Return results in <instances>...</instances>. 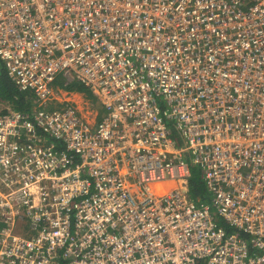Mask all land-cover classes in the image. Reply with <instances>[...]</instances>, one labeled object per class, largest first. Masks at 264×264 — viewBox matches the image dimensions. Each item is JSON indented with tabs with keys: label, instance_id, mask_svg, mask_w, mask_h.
Returning <instances> with one entry per match:
<instances>
[{
	"label": "built area",
	"instance_id": "obj_1",
	"mask_svg": "<svg viewBox=\"0 0 264 264\" xmlns=\"http://www.w3.org/2000/svg\"><path fill=\"white\" fill-rule=\"evenodd\" d=\"M0 59V264H264V0H0Z\"/></svg>",
	"mask_w": 264,
	"mask_h": 264
},
{
	"label": "trees",
	"instance_id": "obj_2",
	"mask_svg": "<svg viewBox=\"0 0 264 264\" xmlns=\"http://www.w3.org/2000/svg\"><path fill=\"white\" fill-rule=\"evenodd\" d=\"M56 83L62 85L61 80H58ZM65 88L67 90H86L83 85L75 82ZM0 97L9 101L17 110L27 111L31 107V103L28 100V93L19 90L7 75L6 70L2 67L0 68ZM191 187L195 198H199L203 202H210L205 196L208 193L205 190L204 181L197 182L192 180Z\"/></svg>",
	"mask_w": 264,
	"mask_h": 264
},
{
	"label": "rangeland",
	"instance_id": "obj_3",
	"mask_svg": "<svg viewBox=\"0 0 264 264\" xmlns=\"http://www.w3.org/2000/svg\"><path fill=\"white\" fill-rule=\"evenodd\" d=\"M0 66L5 69L3 61L0 59ZM80 92L87 93L85 90ZM81 108L84 109V113L90 115L92 121H97L100 118V107L98 106L97 100L95 97L89 94H84L83 103L80 104ZM191 180H195L197 182L203 181L202 171L197 164L192 166V177ZM170 188V187H169ZM168 189V188H167ZM192 195L193 191L191 192ZM208 200H210V196L208 194L205 195Z\"/></svg>",
	"mask_w": 264,
	"mask_h": 264
},
{
	"label": "bare ground",
	"instance_id": "obj_4",
	"mask_svg": "<svg viewBox=\"0 0 264 264\" xmlns=\"http://www.w3.org/2000/svg\"><path fill=\"white\" fill-rule=\"evenodd\" d=\"M163 186L165 187V189H167V188H169V187L171 186V184H169V183H165ZM170 188H171V187H170Z\"/></svg>",
	"mask_w": 264,
	"mask_h": 264
},
{
	"label": "crops",
	"instance_id": "obj_5",
	"mask_svg": "<svg viewBox=\"0 0 264 264\" xmlns=\"http://www.w3.org/2000/svg\"><path fill=\"white\" fill-rule=\"evenodd\" d=\"M169 184H171V186H170V187H172V186L174 185V183H173V182H170Z\"/></svg>",
	"mask_w": 264,
	"mask_h": 264
},
{
	"label": "water",
	"instance_id": "obj_6",
	"mask_svg": "<svg viewBox=\"0 0 264 264\" xmlns=\"http://www.w3.org/2000/svg\"><path fill=\"white\" fill-rule=\"evenodd\" d=\"M0 68H1V66H0Z\"/></svg>",
	"mask_w": 264,
	"mask_h": 264
}]
</instances>
